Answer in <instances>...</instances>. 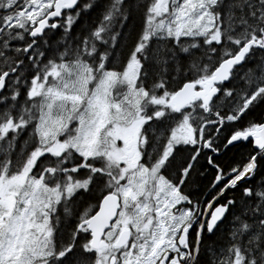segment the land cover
<instances>
[{"label":"snow or ice","instance_id":"snow-or-ice-1","mask_svg":"<svg viewBox=\"0 0 264 264\" xmlns=\"http://www.w3.org/2000/svg\"><path fill=\"white\" fill-rule=\"evenodd\" d=\"M0 264H264V0H0Z\"/></svg>","mask_w":264,"mask_h":264}]
</instances>
